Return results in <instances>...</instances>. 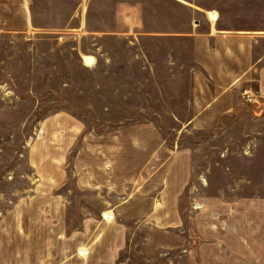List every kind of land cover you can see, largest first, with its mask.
I'll use <instances>...</instances> for the list:
<instances>
[{"label": "rangeland", "instance_id": "1", "mask_svg": "<svg viewBox=\"0 0 264 264\" xmlns=\"http://www.w3.org/2000/svg\"><path fill=\"white\" fill-rule=\"evenodd\" d=\"M129 37L0 34V264H176L204 202L264 199V97L185 125L189 46Z\"/></svg>", "mask_w": 264, "mask_h": 264}, {"label": "crops", "instance_id": "2", "mask_svg": "<svg viewBox=\"0 0 264 264\" xmlns=\"http://www.w3.org/2000/svg\"><path fill=\"white\" fill-rule=\"evenodd\" d=\"M32 30L122 34L132 44L144 38L149 45H188L195 69L184 124L198 129L244 119L240 91L246 85L264 97V0H0V34ZM251 200L204 202L205 214L191 217L196 247L173 251L176 264H264V199L254 205ZM246 203L256 206V213L263 211L261 228L245 231L237 225L236 212ZM167 253L149 257L147 264H163ZM111 254L109 260L115 258ZM92 259L101 262L100 256Z\"/></svg>", "mask_w": 264, "mask_h": 264}, {"label": "built area", "instance_id": "3", "mask_svg": "<svg viewBox=\"0 0 264 264\" xmlns=\"http://www.w3.org/2000/svg\"><path fill=\"white\" fill-rule=\"evenodd\" d=\"M240 95L243 99V102L251 103L258 98L259 91L255 88V86L246 85L241 89Z\"/></svg>", "mask_w": 264, "mask_h": 264}]
</instances>
